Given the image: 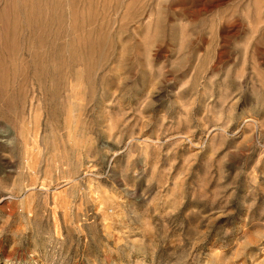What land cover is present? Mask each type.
Returning <instances> with one entry per match:
<instances>
[{
  "label": "rangeland",
  "instance_id": "obj_1",
  "mask_svg": "<svg viewBox=\"0 0 264 264\" xmlns=\"http://www.w3.org/2000/svg\"><path fill=\"white\" fill-rule=\"evenodd\" d=\"M0 264H264V0H0Z\"/></svg>",
  "mask_w": 264,
  "mask_h": 264
}]
</instances>
